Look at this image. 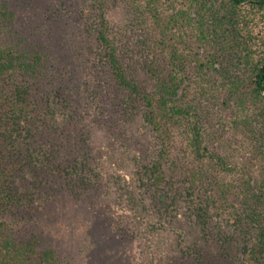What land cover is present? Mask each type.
<instances>
[{
    "label": "trees",
    "instance_id": "obj_1",
    "mask_svg": "<svg viewBox=\"0 0 264 264\" xmlns=\"http://www.w3.org/2000/svg\"><path fill=\"white\" fill-rule=\"evenodd\" d=\"M29 4L0 0V264L77 262L34 229L49 178L73 192L99 183L155 258L172 239L195 264L207 252L211 264H264V0H83L120 109L96 124L110 104L84 83L85 137L91 151L111 143L110 162L86 151L65 167L45 133L79 107L56 87L58 56L30 31ZM176 208L189 217L175 227Z\"/></svg>",
    "mask_w": 264,
    "mask_h": 264
},
{
    "label": "rangeland",
    "instance_id": "obj_2",
    "mask_svg": "<svg viewBox=\"0 0 264 264\" xmlns=\"http://www.w3.org/2000/svg\"><path fill=\"white\" fill-rule=\"evenodd\" d=\"M32 1L34 0H30L24 12L31 19L30 31L33 34L38 29L44 31L43 42L46 46H51L50 49L58 56L56 87L79 107V113L66 129L58 132L47 130L45 135L55 141L59 149L58 161L62 166L75 163L86 151L89 152L91 162H104L105 166L110 162L108 154L111 152V143H104L91 151L92 145L86 140L85 133L89 132L93 118L97 124L109 119L111 115H118L115 110L119 107L114 104L118 98L111 94L110 69L104 59H99L96 49H93L88 40V23L80 13L83 0H64V8L59 4L62 0ZM53 4L54 10L57 7L59 10L50 15L49 9ZM87 82L92 87L95 86L103 104H110L109 107L103 105L100 117L93 114L92 118L91 112L95 110H90L95 105L81 91ZM91 104L93 106L90 108ZM88 108L89 113L85 111ZM46 180L48 188H44V191L49 192L50 199L41 207L34 226L38 232H43L44 247L56 244L60 250L64 248L65 254L76 259L75 264H195L193 256H185L182 250L176 252V242L172 239L169 240L171 249L168 246L169 250H165L162 255L155 258L152 254H147L148 250L142 241L121 222L120 215H129V212L124 205L107 203L104 189L99 183L84 186L80 192H73L67 186L66 179ZM174 209H171L167 223L171 222L175 226L180 220L188 219L187 211ZM174 231L175 228L170 233ZM206 259L209 261L205 264L214 263L213 259L217 260L215 254L208 252Z\"/></svg>",
    "mask_w": 264,
    "mask_h": 264
}]
</instances>
